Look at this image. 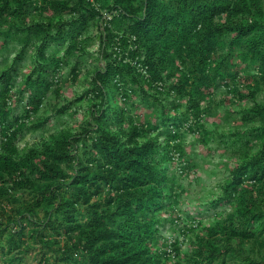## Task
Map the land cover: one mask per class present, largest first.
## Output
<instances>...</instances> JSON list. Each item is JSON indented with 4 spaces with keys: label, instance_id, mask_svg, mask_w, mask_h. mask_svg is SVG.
I'll return each mask as SVG.
<instances>
[{
    "label": "trees",
    "instance_id": "1",
    "mask_svg": "<svg viewBox=\"0 0 264 264\" xmlns=\"http://www.w3.org/2000/svg\"><path fill=\"white\" fill-rule=\"evenodd\" d=\"M93 26L100 63L56 109L86 103L84 120L21 149L64 67L79 78ZM12 42L0 70V264L36 247L38 264H264V0H0V50ZM221 87L230 97L217 101ZM228 100L247 104L221 108ZM188 132L237 163L182 216L196 173ZM168 221L180 229L171 242Z\"/></svg>",
    "mask_w": 264,
    "mask_h": 264
},
{
    "label": "rangeland",
    "instance_id": "2",
    "mask_svg": "<svg viewBox=\"0 0 264 264\" xmlns=\"http://www.w3.org/2000/svg\"><path fill=\"white\" fill-rule=\"evenodd\" d=\"M98 33L99 30L96 26H93L88 33V35L91 36L93 40L87 47L89 53L82 58V62L79 66L80 75L77 81L71 79V67H64L63 71L61 72L63 75V89L61 94L57 96L51 92L46 99L44 106H42L41 109L37 113L33 114L30 120L27 121V126L19 134L18 138V144L21 149L28 145L31 146L35 142H40L55 129H63L66 127L75 128L81 121L84 120L87 108L86 103H84V105L75 103L72 110L60 115H57L56 109L66 102L76 99L83 93L85 87L87 86L85 79L86 76L91 74L90 72L93 71V69L100 63L98 54L99 39L96 36ZM18 48L19 45L12 42L6 50H0V70L4 66H7L11 63L12 57ZM29 53L26 55L25 60L21 63L19 71L16 72V87L21 86V74L29 70L31 67L32 60ZM225 89V87L220 88L216 98L217 101H219L220 98H225L227 96L228 98L230 97ZM243 90L246 92V89ZM245 104H247L246 100H243L241 103L228 100L225 104L223 103L221 105V108H228L229 110L233 111L239 109ZM23 107L24 103H18L15 112L19 113L23 111ZM45 116H49L50 118L40 125L34 124L35 121ZM213 119L215 118L209 117L208 119L210 122L208 125L209 129L213 128V125L211 124ZM238 122V120H229L225 127L226 129L228 128L231 130ZM186 138V150L189 154H191L192 161L195 163L196 173H192V176L189 179L183 180L186 191L178 204V207L182 210V216H184L187 212L198 215L197 210H199L201 207L199 206V203L196 205L197 202L202 198H207L208 196L216 194L219 190V184L223 176L227 175L230 168H232L237 163V159L232 157L228 151L217 147V144L214 140L210 139L208 146L205 147L203 144L194 143V141H197L199 138V135L197 134L188 132ZM211 212L212 211L210 210L209 214L204 215V220H211V217L209 216ZM182 224H184V221H182ZM178 230L180 231L179 228ZM178 230L173 229L170 222L168 221L163 227L162 232L166 240L171 242L177 235H179ZM189 246L190 243L188 241L183 245L185 250H187ZM40 251L41 249L39 247H36L34 250L30 251L27 255H25L21 264H38L40 259ZM1 254L2 253L0 249V255Z\"/></svg>",
    "mask_w": 264,
    "mask_h": 264
}]
</instances>
